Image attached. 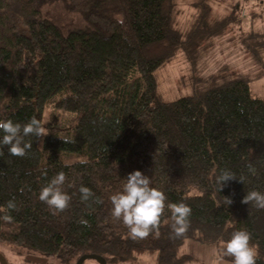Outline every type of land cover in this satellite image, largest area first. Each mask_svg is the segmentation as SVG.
<instances>
[{"label":"trees","instance_id":"trees-1","mask_svg":"<svg viewBox=\"0 0 264 264\" xmlns=\"http://www.w3.org/2000/svg\"><path fill=\"white\" fill-rule=\"evenodd\" d=\"M45 1L0 0V120L24 125L35 117L42 124L44 109L51 108L71 114L73 122L51 129L58 120L52 117L42 143L24 137L32 144L24 157L0 145V207L16 204L0 212V242L67 264L86 254L106 264L140 254L154 255L157 264H181L189 259L177 256L184 240L216 245L219 252L234 231L246 229L259 247L257 264H264V209L241 202L251 190L264 193V102L249 90L250 79L264 74V33L242 40L253 75L226 66L195 84L190 96L165 102L155 72L180 49L192 60L211 38H223L232 15L213 18L208 0H190L195 12L181 33L174 26L176 0H68L96 28L63 35L43 18ZM220 169L237 179L219 192ZM136 170L167 197L158 236L153 230L133 237L112 215L111 196ZM59 172L71 197L62 212L39 199ZM81 186L93 193L87 201ZM181 202L191 208L190 225L176 236L167 205ZM224 259L231 264L232 257Z\"/></svg>","mask_w":264,"mask_h":264},{"label":"rangeland","instance_id":"rangeland-1","mask_svg":"<svg viewBox=\"0 0 264 264\" xmlns=\"http://www.w3.org/2000/svg\"><path fill=\"white\" fill-rule=\"evenodd\" d=\"M177 1V17L175 28L184 33L189 30L195 10L190 0ZM262 1L263 4H258ZM68 0H46L41 6L43 18L55 24L63 35L79 30H93L96 27L84 19V15L70 8ZM208 9L213 18L232 15L235 21L228 24L223 38L209 40L210 44L199 47L192 60L186 57L183 50H179L172 61L155 72L157 93L165 102H175L182 97L192 94L195 84H202L203 80L226 66L239 74L253 75L254 66L246 56L242 40L253 33H264V0H208ZM241 10L245 15L241 16ZM84 16V17H83ZM264 46V39H263ZM260 63L264 66V47L261 51ZM261 66H259L260 68ZM264 73V70H262ZM229 71H221L222 75ZM234 73V72H233ZM235 74V73H234ZM250 94L264 102V74L262 78H252L249 81ZM69 115V116H67ZM58 116V120L50 123L51 129H60L71 121V114L45 108L42 114V125L48 130L49 120ZM69 118V119H68ZM44 137V136H43ZM43 137H38L42 143ZM74 162L73 158H68ZM221 247V246H220ZM0 253L8 264H36L35 258H41L46 264H67L52 257H45L23 247H16L0 242ZM218 249L216 245L202 244L196 240L186 239L178 250L179 258L188 257L181 264H213ZM83 264H97L94 260H86ZM113 264H157L154 255L140 254L135 260L118 261Z\"/></svg>","mask_w":264,"mask_h":264},{"label":"clouds","instance_id":"clouds-1","mask_svg":"<svg viewBox=\"0 0 264 264\" xmlns=\"http://www.w3.org/2000/svg\"><path fill=\"white\" fill-rule=\"evenodd\" d=\"M0 131L4 133L0 139V145L8 146L9 154L17 157L26 156L27 151L32 147L31 143L24 142V137H43L48 134L44 125L35 117L24 125L14 123L11 119L0 120ZM0 155H3L2 148H0ZM246 166L252 175L256 174V169L251 163ZM234 179H237L235 173L228 169H220L219 174L215 176L218 191L220 192L227 182ZM65 180V173L59 172L39 193V199L57 212L64 211L71 200V197L62 191ZM150 184L151 179L148 176L139 170L133 171L127 176L123 190L110 198L113 205V217L118 220L122 219L133 237L146 238L153 230H156L157 236L159 235L158 229L165 211L167 197L161 190L150 187ZM79 191L84 201L93 196L92 191L87 187L81 186ZM241 202L247 205L253 203L258 209H264V193L251 190ZM224 203L230 205L233 201L229 197H224ZM217 206H220L219 202ZM167 207L171 210L175 235H183L190 225L188 219L191 215L190 206L181 202L169 204ZM14 209H16V204L10 200L6 208L0 207V212ZM3 219L7 222L12 221L11 215L8 214H5ZM81 223L87 224V221L82 220ZM251 240L252 235L246 229L234 231L229 240L222 242L213 264H228L224 259L226 256L232 257L231 264H257L260 255L259 247L252 244Z\"/></svg>","mask_w":264,"mask_h":264},{"label":"water","instance_id":"water-1","mask_svg":"<svg viewBox=\"0 0 264 264\" xmlns=\"http://www.w3.org/2000/svg\"><path fill=\"white\" fill-rule=\"evenodd\" d=\"M86 260H94L97 262V264H106V261L102 257L96 255H88V254L81 256L75 264H83L84 261ZM0 264H8L1 253H0Z\"/></svg>","mask_w":264,"mask_h":264},{"label":"flooded vegetation","instance_id":"flooded-vegetation-1","mask_svg":"<svg viewBox=\"0 0 264 264\" xmlns=\"http://www.w3.org/2000/svg\"><path fill=\"white\" fill-rule=\"evenodd\" d=\"M35 262L36 264H46L41 258H35Z\"/></svg>","mask_w":264,"mask_h":264},{"label":"bare ground","instance_id":"bare-ground-1","mask_svg":"<svg viewBox=\"0 0 264 264\" xmlns=\"http://www.w3.org/2000/svg\"><path fill=\"white\" fill-rule=\"evenodd\" d=\"M71 8V7H70ZM75 11V10H74Z\"/></svg>","mask_w":264,"mask_h":264}]
</instances>
